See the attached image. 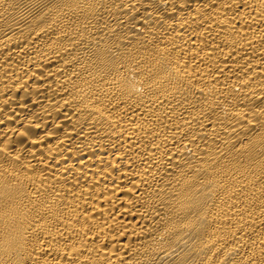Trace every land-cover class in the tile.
I'll return each instance as SVG.
<instances>
[{"label": "bare ground", "instance_id": "6f19581e", "mask_svg": "<svg viewBox=\"0 0 264 264\" xmlns=\"http://www.w3.org/2000/svg\"><path fill=\"white\" fill-rule=\"evenodd\" d=\"M0 264H264V0H0Z\"/></svg>", "mask_w": 264, "mask_h": 264}]
</instances>
